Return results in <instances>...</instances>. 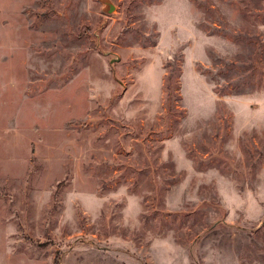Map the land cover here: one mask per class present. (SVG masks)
Listing matches in <instances>:
<instances>
[{"label": "rangeland", "instance_id": "obj_1", "mask_svg": "<svg viewBox=\"0 0 264 264\" xmlns=\"http://www.w3.org/2000/svg\"><path fill=\"white\" fill-rule=\"evenodd\" d=\"M264 264V0H0V264Z\"/></svg>", "mask_w": 264, "mask_h": 264}, {"label": "trees", "instance_id": "obj_2", "mask_svg": "<svg viewBox=\"0 0 264 264\" xmlns=\"http://www.w3.org/2000/svg\"><path fill=\"white\" fill-rule=\"evenodd\" d=\"M54 260L52 261V264H57L56 258H53Z\"/></svg>", "mask_w": 264, "mask_h": 264}]
</instances>
